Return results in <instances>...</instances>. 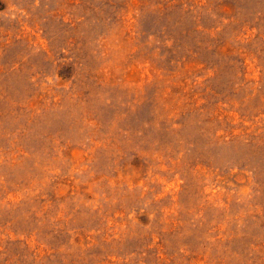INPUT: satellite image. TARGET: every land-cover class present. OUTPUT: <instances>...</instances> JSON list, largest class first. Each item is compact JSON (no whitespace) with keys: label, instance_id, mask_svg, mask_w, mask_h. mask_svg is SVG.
I'll use <instances>...</instances> for the list:
<instances>
[{"label":"rangeland","instance_id":"374dc122","mask_svg":"<svg viewBox=\"0 0 264 264\" xmlns=\"http://www.w3.org/2000/svg\"><path fill=\"white\" fill-rule=\"evenodd\" d=\"M0 264H264V0H0Z\"/></svg>","mask_w":264,"mask_h":264}]
</instances>
